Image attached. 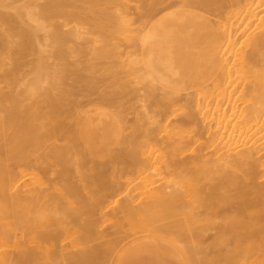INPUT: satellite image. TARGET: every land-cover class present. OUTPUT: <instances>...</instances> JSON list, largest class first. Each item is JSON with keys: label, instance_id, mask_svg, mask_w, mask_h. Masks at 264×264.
Listing matches in <instances>:
<instances>
[{"label": "bare ground", "instance_id": "1", "mask_svg": "<svg viewBox=\"0 0 264 264\" xmlns=\"http://www.w3.org/2000/svg\"><path fill=\"white\" fill-rule=\"evenodd\" d=\"M0 110V264H264V0H0Z\"/></svg>", "mask_w": 264, "mask_h": 264}, {"label": "crops", "instance_id": "2", "mask_svg": "<svg viewBox=\"0 0 264 264\" xmlns=\"http://www.w3.org/2000/svg\"><path fill=\"white\" fill-rule=\"evenodd\" d=\"M170 255L183 264L181 257L172 248L163 243L144 242L130 248L121 258L119 264H150L157 258Z\"/></svg>", "mask_w": 264, "mask_h": 264}, {"label": "rangeland", "instance_id": "3", "mask_svg": "<svg viewBox=\"0 0 264 264\" xmlns=\"http://www.w3.org/2000/svg\"><path fill=\"white\" fill-rule=\"evenodd\" d=\"M2 109H3V108H2ZM0 111H1V110H0ZM3 111H4V110H2V112H3ZM4 112H6V111H4ZM7 113L9 114V112H7ZM13 114H14V113H13ZM11 115H12V113L9 114V117H8V118H14V117H15L14 115H12V116H11ZM0 116H2V115L0 114ZM7 116H8V115L6 114V116H2L1 118H5V117L7 118ZM10 116H11V117H10ZM1 118H0V119H1ZM0 122H1V121H0ZM1 123H2V122H1ZM1 123H0V125H1ZM11 125H12V124H11ZM11 125H10V126H11ZM15 125H16V123H15V124L13 123V125H12L13 127L11 126L10 128H9V126H7V125H5V127H4V125H2L3 128H2V126L0 127V135H4V138L2 137V138L4 139V142H3V143L0 142V146H1V147H4V150H3L1 147H0V150H1L2 154H4L5 156H7V154H8V156L5 157V158H7L8 160L10 159L11 164L14 163L13 165H11V166H13V167L15 166V161H12V160H13V157H14V156H13V155H14L13 153H15V150H14V147H13L14 145H13V144L8 145L10 141H7L8 144H7V146H5V144H6L5 141L8 140V139H9V140H11V139L13 140V139H14V140L16 141V139H17L16 136H17L18 132L16 131V132H17V133H16V132H15V129H18V128H16ZM7 127H8V128H7ZM5 128H7V129H5ZM3 130H4V131H3ZM5 131H7V133H9V131H11L10 133H13V132H15V133H13V134H10V133L7 134ZM12 131H13V132H12ZM1 132H2V133H1ZM8 135H9V136H10V135H13L14 137L11 136V137H10L11 139H10V138H8ZM15 135H16V136H15ZM6 137H7V139H6ZM2 138H1V136H0L1 141H3ZM12 140H11L10 143L15 142V141H12ZM4 143H5V144H4ZM1 144H2V145L4 144V146H2ZM8 146H9V148H8ZM6 147L9 149V151H8V150L5 151V150L7 149ZM5 148H6V149H5ZM3 151H4L5 153H3ZM6 152H7V154H6ZM8 152H10L11 154L8 153ZM2 154L0 153V158H1ZM9 155H11V157H10ZM2 158H4V156H3ZM2 158H1V159H2ZM5 158H4V160H6V161H4L3 159H2V160L0 159V163H1V162H3V163L5 162V163H4V164H6L5 167H8V165H10V161L8 162V160L5 159ZM11 158H12V159H11ZM7 162H8V163H7ZM4 164H0V165H1V166L3 165L2 168L5 169ZM1 166H0V168H1ZM2 168H1V170L3 171ZM13 169H14V168H13ZM1 170H0V179H1V176H2V174H3ZM5 171H6V170H5ZM3 172H4V171H3ZM120 173H121V170L119 169V170L116 172V179H117V177H118V175H119ZM3 175H4V174H3ZM169 179H170L169 176H163V175H162L161 177H156V178H154V180H155V182H156L155 184L160 185V186H161L162 184H164L165 182H167ZM1 180H3V176H2V179H1ZM1 180H0V183H1L0 186L3 184V183H2L3 181H1ZM16 182H18V181H16ZM14 192H15V191H14ZM159 216H160V214L157 215V217H156L158 220H162V219L164 218V217H159ZM134 222H137V220H135ZM1 231H2V229H1V227H0V234H1ZM9 234H11V233H8V236H11V235H9ZM148 242H152V243H161V242H157V241H148ZM10 245H12V244H10ZM212 256H214V255H212ZM182 262H183V264H185V262H184L183 260H182ZM17 263H18V262H17ZM18 264H19V263H18ZM150 264H180V262H179L178 260H176L175 258H172L170 255H168L167 258H163V257L160 255V258H157L156 263H150Z\"/></svg>", "mask_w": 264, "mask_h": 264}]
</instances>
